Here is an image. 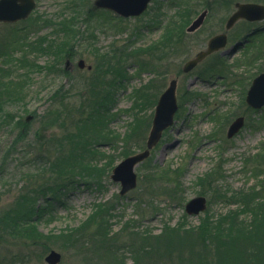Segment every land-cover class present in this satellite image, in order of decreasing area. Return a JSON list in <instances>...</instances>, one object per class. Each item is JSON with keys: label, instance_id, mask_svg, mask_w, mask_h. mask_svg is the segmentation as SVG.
I'll return each mask as SVG.
<instances>
[{"label": "rangeland", "instance_id": "rangeland-1", "mask_svg": "<svg viewBox=\"0 0 264 264\" xmlns=\"http://www.w3.org/2000/svg\"><path fill=\"white\" fill-rule=\"evenodd\" d=\"M37 2L28 19L0 24V68L8 71L0 78V211L13 203L29 173H40L37 169L48 159L43 151L52 154L50 143L63 136L50 111H74L89 100L104 101L111 111L101 123L93 120L101 143L95 148V167L84 170L82 178L75 172L79 184L63 190L61 201L44 210L39 200L30 212L44 245L24 249L28 256L23 258L8 239V250L0 247V262L47 264L45 257L55 250L62 255L60 264H264V108L253 111L245 103L252 80L264 72V21L240 20L228 32L230 49L192 73H181L211 37L225 32L237 3L264 0H153L143 15L131 19L92 11L94 0ZM206 9L199 31L187 34ZM61 16L76 19L79 30L74 69L66 77L49 74L56 60L47 62L39 50L42 42L43 48L53 43L46 37L56 31H45L41 19ZM90 38L101 53L130 46L120 87L108 65L103 68L86 49ZM243 39L246 46L235 50ZM80 58L97 75L80 70ZM22 60L42 69L30 71L31 78L23 76L20 86L11 85L20 76ZM6 61L12 62L9 68ZM206 72L212 76L205 81L199 74ZM174 78L179 80L175 124L136 166L137 189L120 196V184L111 179L112 161L127 149L131 155L144 150L158 99ZM59 89L69 96L62 106L53 97ZM29 116L34 118L27 123V139L17 142L15 123L20 118L26 123ZM240 116L245 126L228 139V127ZM81 126L86 136L83 121ZM199 195L207 198L208 209L187 215L186 203ZM102 215L105 224L93 235L90 229Z\"/></svg>", "mask_w": 264, "mask_h": 264}, {"label": "trees", "instance_id": "trees-1", "mask_svg": "<svg viewBox=\"0 0 264 264\" xmlns=\"http://www.w3.org/2000/svg\"><path fill=\"white\" fill-rule=\"evenodd\" d=\"M42 21L44 27L56 31L46 37V42L49 40L53 41L52 44H49V47L43 48L42 46H45V43H41V47L39 46L40 55L47 56V62L52 60V58L56 60V63L51 66V72H49V74L66 77L68 76V73L65 71V68L61 67V63H64L68 57L75 54L76 45L78 43L77 40L79 39V30L76 24L78 21L72 18H68V21H66L63 16L58 22L53 21L52 19H42ZM60 34H63V36H60ZM89 37L90 36L88 35L87 39ZM90 40L92 42H89V44L86 45V49L96 55V59L99 63L103 64V68L106 64L108 65V72L116 77L113 80L118 78L116 86L120 87L122 81L121 78H124L126 59H130L129 57H126L130 54V52L127 51L130 46L123 48L124 50L121 51L116 47H112V51L104 54L102 53L101 58L99 59L98 56L100 53L95 45H93V40L91 38ZM92 49L96 52H92ZM112 62L115 64L109 66V63ZM11 63V61H6L4 64L9 68ZM118 64H122L123 66ZM19 68H21L20 76H15V81H18V83L11 81V85L14 84L20 86L21 78L28 76L31 78L32 75L29 72L40 71L42 66L39 64L26 65L22 60ZM5 72L8 71H5V69L1 67L0 78L3 77L1 75H4ZM92 73L97 75L95 69ZM121 73H123V76H121ZM91 92L95 94L92 88L90 90V93ZM53 97L59 99L58 105L62 106L63 99H67L69 96L66 93L63 95L62 91L59 89ZM52 100H54V98ZM100 102L101 101H97V104H95L94 101L90 102L89 100L85 103H81L74 111L69 110L68 112H64L60 109H54L48 113L54 118L51 122L56 121L58 128L60 126L59 129L63 130V136H60L57 143H50V147H53L52 154L50 152L46 154V151H43L44 148H41V151H43L42 155H48V159L46 160L44 158L45 162L42 165L40 164L41 167L37 169H41L40 173L35 176H33L32 173H29L24 180L23 187L20 189L18 195L15 196L13 203L0 211V247L3 250H8L4 245H6V242H8L9 239V241L11 240L14 244L18 245V256L27 258L28 253L23 252L24 249L28 248L29 252H31L33 248L44 245V236L39 235L36 231V225L38 222L36 215L29 216V214L33 211L39 200L44 203L42 206L44 210H46V207L51 205L54 201H60L61 197H59V195L62 194L63 190L68 187L78 186L79 181L75 180V172H79L77 177L82 178V174L85 172L84 170H88V167L94 166L93 163L95 159H93V157L98 154L95 148L101 143L98 141V137H100L99 134H94L97 129L94 130L95 123L93 120H97V122L101 123L102 118L108 115L111 111L104 101L101 102L102 104ZM100 104L101 107L99 106ZM81 120L86 125L84 131L89 132L86 136L80 133L84 128V126H81ZM87 123H92L94 126H90ZM15 125L17 126L16 129H18L17 142L22 139H27V122L25 123L22 118H20ZM131 154L132 151L127 149L123 153L118 154L117 159L112 161V164L114 163L115 167L118 160L124 159ZM34 164L38 166L37 164L39 163L34 162ZM39 208H41V206H39ZM101 219L102 220L99 222L100 224L94 225L90 229L93 235L98 228H101L103 224H105V218L103 215ZM211 224L214 223L212 222ZM86 231L88 230L85 229V232ZM7 254H9V251H7ZM0 264L2 263L0 262Z\"/></svg>", "mask_w": 264, "mask_h": 264}, {"label": "water", "instance_id": "water-1", "mask_svg": "<svg viewBox=\"0 0 264 264\" xmlns=\"http://www.w3.org/2000/svg\"><path fill=\"white\" fill-rule=\"evenodd\" d=\"M151 0H95L94 9L106 8L116 12L123 17L139 16L148 7ZM35 0H0V22H17L26 19L36 8ZM238 10L229 18L226 29L230 30L240 19L249 21L264 20V6L258 4H237ZM207 15L202 13L190 26L189 32L198 30ZM226 35H219L209 42L207 51L199 53L195 59L189 61L184 71L189 72L201 62L206 56L226 46ZM78 66L85 68V61H80ZM91 69V67H88ZM176 81L171 82L169 88L160 97L152 122V129L147 140V148L135 155L122 160L112 171L111 179L120 183V195L124 196L137 188L138 176L135 172L136 166L145 161L151 154V150L159 143L163 132L174 124V117L178 110L176 98ZM247 104L254 109L264 107V73L256 77L248 91ZM32 117H28L30 121ZM244 117L235 120L228 130V137H233L243 126ZM207 199L197 196L186 204V212L193 216L199 215L207 209ZM47 264H60L62 255L52 250L45 258Z\"/></svg>", "mask_w": 264, "mask_h": 264}, {"label": "flooded vegetation", "instance_id": "flooded-vegetation-1", "mask_svg": "<svg viewBox=\"0 0 264 264\" xmlns=\"http://www.w3.org/2000/svg\"><path fill=\"white\" fill-rule=\"evenodd\" d=\"M263 30H264V27H263ZM245 40L243 39V40H241V41H239V49L240 48H242V47H244V46H246V45H243L245 42H244ZM237 47V48H238ZM220 52H222V51H220ZM216 53H214V54H212V55H210L209 57H207L206 58V60L207 59H211L214 55H215ZM66 65H67V69H71V70H73L74 69V66H73V62H72V56L71 57H68L67 59H66Z\"/></svg>", "mask_w": 264, "mask_h": 264}]
</instances>
